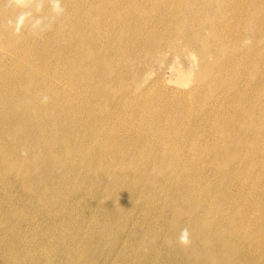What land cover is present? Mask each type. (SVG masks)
Segmentation results:
<instances>
[{"label": "rangeland", "instance_id": "rangeland-1", "mask_svg": "<svg viewBox=\"0 0 264 264\" xmlns=\"http://www.w3.org/2000/svg\"><path fill=\"white\" fill-rule=\"evenodd\" d=\"M0 10V264H264V0Z\"/></svg>", "mask_w": 264, "mask_h": 264}, {"label": "bare ground", "instance_id": "bare-ground-1", "mask_svg": "<svg viewBox=\"0 0 264 264\" xmlns=\"http://www.w3.org/2000/svg\"><path fill=\"white\" fill-rule=\"evenodd\" d=\"M12 2H13V1H12ZM18 4H19V3H18ZM57 4H58V3H57ZM11 5H12V4H11ZM5 6H6V5H5ZM56 6H57V5H56ZM11 7H12V6H11ZM11 10H14V9H11ZM0 11H1V10H0ZM2 12H3V11H2ZM14 12H15V11H14ZM3 13L5 14V12H3ZM76 13H77V12H76ZM261 13H262V12H261ZM263 13H264V11H263ZM0 14H1V13H0ZM263 15H264V14H263ZM7 16H8V15H7ZM61 16H63V15H61ZM1 17H2V16H1ZM4 17H5V16H4ZM4 17H3V18H4ZM8 17H9V16H8ZM8 17H7V18H8ZM263 18H264V17H263ZM5 19H6V17H5ZM5 19H4V21H5ZM206 19H207V18H206ZM206 19H205V20H206ZM208 19H209V18H208ZM210 20H211V23L208 22V23H206V24H209V23L212 24L213 21H212V19H210ZM85 21H86V20H85ZM11 22H12V21H10V23H11ZM204 22H206V21H204ZM10 23H9V25H10ZM82 23H83V22H82ZM84 24H85V23H84ZM16 26H17V25H16ZM211 26H212V25H211ZM9 27H10V26H9ZM89 27H91V26H89ZM207 27H208V26H207ZM209 27H210V26H209ZM258 27H259V26H258ZM262 27H263V26H262ZM16 28H17V27H16ZM9 29H10V28H8V30H9ZM209 29H210V28H209ZM210 30H211V29H210ZM259 30H260V29H259ZM262 30H263V29H262ZM78 31H79V30H78ZM208 32H209V31H208ZM208 32L206 31V33H208ZM256 32H257V31H256ZM259 32H260V31H259ZM91 33H92V32H91ZM95 33H96V32H95ZM210 33H212V32H210ZM213 34H214V33H213ZM254 34H255V33H254ZM256 34H257V33H256ZM260 34H261V33H260ZM263 34H264V33H263ZM207 35H208V34H207ZM210 35H211V34H210ZM233 35H234V34H233ZM87 36H88V35H87ZM211 36H212V35H211ZM234 36H235V35H234ZM260 36H261V35H260ZM0 37H1V36H0ZM204 37H205V36H204ZM205 38H206V37H205ZM207 38H208V37H207ZM212 38H213V36H212ZM212 38H211V39H212ZM214 38H215V37H214ZM214 38H213V39H214ZM250 38H251V36H250ZM250 38H249V39H250ZM263 38H264V37H263ZM40 40H42V39H40ZM82 40H83V39H82ZM110 40H111V39H110ZM175 40H176V38H175ZM214 40H215V39H214ZM252 40H253V37H252ZM260 40H261V38H260ZM80 41H81V39H80ZM134 41H135V40H134ZM202 41H203V40H202ZM206 41H208V40L206 39ZM253 41H254V40H253ZM258 41H259V40H257L256 42H258ZM110 42H111V41H110ZM176 42H177V41H176ZM181 42H182V41H181ZM200 42H201V40H200ZM247 42H248V41H246L245 43H247ZM250 42H251V41H250ZM256 42H253V43H256ZM58 43H59V42H58ZM177 43H178V42H177ZM177 43H176V44H177ZM201 43H202V42H201ZM237 43H238V42H237ZM251 43H252V42H251ZM133 44H134V43H133ZM173 44H174V43H173ZM181 44H182V43H180V45H181ZM186 44H187V43H186ZM248 44H249V42H248ZM248 44H247V45H248ZM80 45H82V44H80ZM114 45H115V44H114ZM178 45H179V44H178ZM187 45H188V44H187ZM199 45H200V44H199ZM201 45H202V44H201ZM116 46H117V45H115V47H116ZM181 46H182V45H181ZM185 46H186V45H185ZM239 46H241V45H239ZM103 47H104V45H103ZM176 47H177V46H176ZM176 47H175V48H176ZM183 47H184V46H183ZM183 47H182V48H183ZM202 47H203V46H202ZM218 47H219V46H218ZM220 47H221V46H220ZM220 47H219V48H220ZM41 48H42V47H41ZM87 48H88V47H87ZM112 48H113V47H112ZM175 48H174V49H175ZM167 49H168V48H167ZM185 49H186V48H185ZM200 49H201V48H200ZM205 49H206V48H205ZM40 50H41V49H40ZM113 50H115V49H113ZM116 50H117V49H116ZM179 50H180V49H179ZM208 50H209V48H208ZM219 50H220V49H218V51H219ZM233 50H234V49H233ZM8 51H9V50H8ZM106 51H107V50H106ZM169 51H170V50H169ZM177 51H178V50H177ZM198 51H199V49H198ZM206 51H207V50H206ZM216 51H217V50H216ZM2 52H3V51H2ZM86 52H87V50H86ZM88 52H89V50H88ZM115 52H116V51H115ZM117 52H118V51H117ZM174 52L176 53V51H174ZM178 52H179V51H178ZM219 52H220V51H219ZM219 52H218V53H219ZM0 53H1V52H0ZM154 53H155V52H154ZM157 53H158V52H157ZM183 53H186V52H183ZM2 54H3V53H2ZM4 54H6V53H4ZM87 54H88V53H87ZM97 54H99V53H97ZM97 54H96V55H97ZM100 54H101V53H100ZM100 54H99V55H100ZM141 54H142V53H141ZM146 54H147V53H146ZM172 54H173V53H172ZM178 54H180V53H178ZM178 54H177V55H178ZM186 54H187V53H186ZM186 54H182V56H183V55L185 56ZM202 54H203V52H202ZM209 54H210V53H209ZM215 54H216V53H215ZM6 55H8V54H6ZM11 55H12V54H11ZM88 55H89V54H88ZM96 55H95V57H96ZM101 55H102V54H101ZM147 55H148V54H147ZM152 55H153V54H152ZM152 55H151V56H152ZM207 55H208V53H207ZM217 55H218V54H217ZM85 56H86V55H85ZM121 56H122V55H121ZM121 56H120V58H121ZM180 56H181V54H180ZM197 56H198V55H197ZM212 56H213V55H212ZM29 57H30V54H29ZM122 57H123V56H122ZM138 57H139V56H138ZM138 57H137V58H138ZM140 57H141V56H140ZM143 57H144V56H143ZM149 57H150V56H149ZM153 57H154V56H153ZM201 57H202V56H201ZM201 57H200V58H201ZM13 58H14V57H13ZM20 58H21V57H20ZM151 58H152V57H151ZM196 58H197V57H196ZM207 58H208V57H207ZM217 58H218V57H217ZM217 58H216V59H217ZM14 59H15V58H14ZM90 59H92V58H90ZM121 59H122V58H121ZM201 59H203V58H201ZM201 59H200V62H201ZM205 59H206V58H205ZM208 59H209V58H208ZM213 59H215V58L213 57ZM30 60H31V59H30ZM88 60H89V59H88ZM195 60H197V59H195ZM86 61H87V60H86ZM121 61H123V60H121ZM141 61H142V59H141ZM143 61H144V59H143ZM207 61H208V60H207ZM216 61H217V60H216ZM197 62H198V60H197ZM202 62H203V61H202ZM210 62H211V61H210ZM210 62H209V63H210ZM10 63H11V62H10ZM12 63H13V62H12ZM27 63H29V61H28ZM126 63H127V62H126ZM130 63H131V62H130ZM144 63H145V62H144ZM146 63H147V62H146ZM148 63H150V62H148ZM198 63H199V62H198ZM204 63H205V62H204ZM211 63H212V62H211ZM31 64H32V63H31ZM194 64H195V63H194ZM202 64H203V63H202ZM25 65H26V64H25ZM105 65H107V64H105ZM144 65H145V64H144ZM200 65H201V63H200ZM207 65H208V63H207ZM210 65H211V64H210ZM11 66H12V64H11ZM107 66H108V65H107ZM140 66H141V65H140ZM150 66H151V63H150V65H149V67H150ZM208 66H209V65H208ZM212 66H213V65H212ZM225 66H226V65H225ZM25 67H26V66H25ZM109 67H110V66H109ZM135 67H137V66H135ZM141 67H142V66H141ZM146 67H147V65H146ZM149 67H147V68H149ZM194 67H195V66H194ZM201 67H202V66H201ZM10 68H11V67H10ZM151 68H152V66H151ZM204 68H205V67H204ZM8 69H9V68H8ZM24 69H25V68H24ZM33 69H34V68H33ZM98 69H99V68H98ZM27 70H28V68H27ZM29 70H30V69H29ZM196 70H197V69H196ZM205 70H207V69H205ZM208 70H209V67H208ZM208 70H207V72H208ZM21 71H22V70H21ZM30 71H31V70H30ZM36 71H37V70H36ZM94 71H95V70H94ZM142 71H143V69H142ZM149 71H150V70H149ZM193 71H194V70H193ZM193 71L191 72V74L193 73ZM198 71H199V70H198ZM198 71H197V73H198ZM201 71H202V73H203V69H202ZM201 71H200V72H201ZM23 72H24V71H23ZM111 72H112V71H111ZM111 72H110V73H111ZM151 72H152V70H151ZM204 72H205V71H204ZM21 73H22V72H21ZM25 73H26V72H25ZM25 73L23 74L24 76H25ZM116 73L118 74V72H116ZM195 73H196V71H195ZM202 73H201V74H202ZM19 74H20V72H19ZM114 74H115V72H114ZM135 74H136V72H135ZM12 75H13V74H12ZM43 75H44V74H43ZM118 75H119V74H118ZM123 75H124V74H123ZM136 75H137V74H136ZM150 75H151V74H150ZM198 75H200V74H197V77L199 78ZM18 76H19V75H18ZM18 76H17V77H18ZM44 76H45V75H44ZM112 76H113V75H112ZM195 76H196V74H195ZM195 76H194V78H195ZM201 76H202V75H201ZM13 77H14V76H13ZM17 77H16V78H17ZM107 77H108V76H107ZM109 77H110V76H109ZM117 77L119 78V76H117ZM133 77H134V76H132V78H133ZM202 77H203V76H202ZM204 77H205V75H204ZM204 77H203V78H204ZM110 78H111V77H110ZM114 78H115V77H114ZM118 78H117V81H118ZM132 78L130 77V80H131ZM192 78H193V77H192ZM198 78H197V79H198ZM119 79H120V78H119ZM197 79H196V80H197ZM200 79H201V77H200ZM200 79H199V80H200ZM3 80H4V77H3ZM26 80H28V79H26ZM42 80H43V78H42ZM110 81H111V80H110ZM110 81H109V82H110ZM1 82H2V81H1ZM27 82H28V81H27ZM56 82H57V81H56ZM99 82H100V81H99ZM101 82H102V81H101ZM119 82H120V81H119ZM121 82H122V81H121ZM121 82H120V83H121ZM154 82H155V81H154ZM42 83H43V82H42ZM57 83H58V82H57ZM2 84H4V81H3ZM28 84H30V83H28ZM33 84H34V83H33ZM38 84H39V83H38ZM102 84H103V83H102ZM117 84H118V83H117ZM122 84H123V83H122ZM209 84H210V83H209ZM25 85H27L26 82H25ZM129 85H131V84H129ZM0 86H1V84H0ZM36 86H37V85H36ZM108 86H109V85H108ZM188 86H189V85H188ZM188 86H187V87H188ZM103 87H104V85H103ZM105 87H106V86H105ZM122 87H124V86H122ZM133 87H134V86H133ZM0 88H1V87H0ZM28 88H31V85H30V87H28ZM28 88H27V89H28ZM161 88H162V87H161ZM25 89H26V88H25ZM104 89H105V88H104ZM118 89H119V87H118ZM126 89H127V88H126ZM126 89H125V90H126ZM138 89H139V88H138ZM164 89H165V88H164ZM23 90H24V89H23ZM68 90H69V89H68ZM68 90H67V91H68ZM79 90H80V88H79ZM109 90H110V88H109ZM113 90H114V89H113ZM113 90H112V91H113ZM122 90L124 91V89H122ZM192 90H193V89H192ZM23 92H24V91H23ZM109 92H110V91H109ZM115 92H116V91H115ZM165 92H166V91H165ZM71 93H72V91H71ZM100 93H102V92H100ZM107 93H108V91H107ZM119 93H120V92H119ZM119 93H118V94H119ZM23 94H24V93H23ZM164 94H165V93H164ZM66 96H67V95H66ZM68 96H69V95H68ZM100 96H101V95H100ZM105 96H107V95H105ZM103 97H104V96H103ZM110 97H111V94H110V96L108 97V99H109ZM112 97H113V96H112ZM1 98H2V97H1ZM65 98H66V97H65ZM105 98H106V97H105ZM10 99H11V98H10ZM67 99H68V98H67ZM5 101H6V100H5ZM10 101H11V100H10ZM67 101H68V100H67ZM2 102H3V101H2ZM14 102H15V101H14ZM9 103H10V102H9ZM15 103H16V102H15ZM65 103H66V102H65ZM205 103H206V102H205ZM16 104H18V103H16ZM25 105H26V104H25ZM34 105H35V104H34ZM36 105H37V104H36ZM14 106H15V105H14ZM20 106H21V104H20ZM101 106H102V105H101ZM23 107H24V106H23ZM7 108H9V107H7ZM7 108H6V109H7ZM15 108H16V107H15ZM19 108H20V107H19ZM24 108H27V107H24ZM55 108H56V107H55ZM27 109H28V108H27ZM31 109H32V108H31ZM31 109H30V113H31ZM33 109H34V108H33ZM7 110H8V109H7ZM12 110H14V109L12 108ZM3 111H4V110H3ZM16 111H18V110H16ZM24 111H25V110H24ZM26 111H29V110H26ZM26 111H25V112H26ZM6 112H7V111H6ZM8 112H9V111H8ZM91 112H92V111H91ZM91 112H90V113H91ZM0 113H1V112H0ZM16 113H17V112H16ZM49 113H50V112H49ZM53 113H54V112H53ZM5 114H6V113H5ZM8 114H9V113H8ZM10 114H11V113H10ZM22 114H24V113H22ZM19 115H20V114H19ZM27 115H28V112H27ZM90 115H91V114H90ZM9 119H10V118H8V120H9ZM13 119H14V118H13ZM49 119H51V118H49ZM20 120H21V119H20ZM20 120H19V122H20ZM14 121H15V119H14ZM36 122H37V120H36ZM64 122H65V121H64ZM50 123H51V122H50ZM31 124H32V123H31ZM16 125H18V123H16ZM32 125H33V124H32ZM66 125H67V124H66ZM19 126H20V125H19ZM33 127H34V126H33ZM48 128H49V127H48ZM48 128H47V129H48ZM2 129H3V128H2ZM29 129H30V128H29ZM31 129H32V128H31ZM47 129H46V130H47ZM19 130H20V129H19ZM44 130H45V129H44ZM1 131H3V130H1ZM20 131H21V130H20ZM22 131H23V130H22ZM22 134H23V133H22ZM27 134H28V133H27ZM42 134H43V133H42ZM0 135H1V134H0ZM3 135H4V134H3ZM17 135H18V133H17ZM34 135H35V134H34ZM25 136H26V135H24V137H25ZM40 136H42V135H40ZM22 137H23V136H22ZM43 137H44V136H43ZM45 137H46V136H45ZM25 138H26V137H25ZM50 138H51V137H50ZM2 139H3V138H2ZM22 139H23V138H22ZM22 139H21V140H22ZM31 139H32V138H31ZM48 139H49V138H48ZM56 139H57V138H56ZM74 139H75V138H74ZM16 140H17V139H16ZM23 140H24V139H23ZM45 140H46V139H45ZM54 140H55V139H54ZM38 141H39V140H38ZM49 141H50V140H49ZM51 141H53V140H51ZM7 143H9V142H7ZM22 143H23V142H22ZM43 143H46V141L43 142ZM47 143H48V142H47ZM58 143H59V142H58ZM61 143H62V142H61ZM63 143H64V142H63ZM38 144H39V143H37V145H38ZM49 144H50V143H49ZM45 145H46V144H45ZM45 145H44V147H45ZM54 145H55V143H54ZM63 145H64V144H63ZM0 146H1V145H0ZM2 146H3V145H2ZM19 146H20V145H19ZM22 146H24V145L22 144ZM59 146H60V145H59ZM64 147H65V146H64ZM13 148H14V147H13ZM20 148H21V147H19V149H20ZM31 148H32V147H30V149H31ZM39 148H40V147H39ZM54 148H55V147H54ZM65 148H66V147H65ZM65 148H64V149H65ZM24 149H25V148H24ZM33 149H34V148H33ZM62 149H63V147H62ZM3 150H4V149H3ZM15 150H16V149H15ZM20 150H22V149H20ZM46 150H47V149H46ZM26 151H27V150H26ZM26 151H25V152H26ZM47 151H48V150H47ZM51 151H53V150H51ZM64 151H65V150H64ZM27 152H28V151H27ZM65 152H66V151H65ZM63 153H64V152H63ZM39 154H40V153H39ZM33 155H34V154H33ZM40 155H41V154H40ZM0 156H2V155H0ZM8 156H9V155H8ZM37 156H38V155H37ZM3 157H4V155H3ZM5 157H6V156H5ZM51 157H52V155H51ZM40 158H41V157H39V159H40ZM6 159H7V158H6ZM19 159H20V158H19ZM32 159H33V157H32ZM2 160H3V158H2ZM2 162H3V164H4V161H2ZM35 162H36V161H35ZM38 162H39V161H38ZM53 162H54V161H53ZM56 162H57V160H56ZM56 162H55V163H56ZM25 164H28V163H26V161H25ZM40 164H41V163H40ZM42 164H43V163H42ZM45 164H46V163H45ZM47 164H48V163H47ZM52 164H53V163H52ZM9 165H10V164H9ZM54 165H55V164H54ZM25 166H26V165H25ZM39 166H40V165H39ZM41 166H43V165H41ZM16 167H17V165H16ZM43 167H44V166H43ZM58 167H59V166H58ZM6 168H7V167H6ZM21 168H23V167H21ZM29 168H30V166H29ZM37 168H39V167L37 166ZM52 168H53V167H52ZM45 169H46V168H45ZM50 169H51V168H50ZM106 169H107V168H106ZM110 169H111V168H110ZM110 169H109V170H110ZM4 170H5V169H4ZM17 170H18V169H17ZM14 171H15V170H14ZM44 171H45V170H44ZM46 171H47V170H46ZM54 171H55V170H54ZM57 171H58V170H57ZM18 172H19V171H18ZM51 173H52V171H51ZM108 173H109V172H108ZM110 173L112 174V169H111V172H110ZM16 174H17V173H16ZM23 174H24V173L22 172V176H23ZM29 174H31V173H29ZM18 175H19V174H18ZM39 176H40V175H39ZM39 176H38V177H39ZM109 176H110V175H109ZM144 176H145V175H144ZM144 176H142L143 179H144ZM17 177H18V176H17ZM21 178H22V177H21ZM23 178H24V177H23ZM27 178H28V177H27ZM36 178H37V177H36ZM40 178H41V177H40ZM40 178H39V179H40ZM28 180H29V179H28ZM38 181H39V180H38ZM27 182H28V181H27ZM27 182H26V184H27ZM35 182H36V181H35ZM39 182H41V181H39ZM21 183H22V182H21ZM30 183H31V182H30ZM113 183H114V182H113ZM36 184H37V182H36ZM38 184H39V183H38ZM22 185H23V184H22ZM29 186H30V185H29ZM38 186H39V185H38ZM31 187H32V185H31ZM24 189H25V188H24ZM108 189H109V188H108ZM26 190H27V189H26ZM108 191L110 192V190H108ZM24 192H25V190H24ZM26 192H28V190H27ZM29 195H30V194H29ZM108 195H109V194H108ZM41 204H42V203H41ZM42 205H43V204H42ZM49 205H50V204H49ZM41 207H43V206H40V208H41ZM42 210H43V209H42ZM23 216H24V215H23ZM23 216H22V218H23ZM24 218H25V217H24ZM24 218H23V219H24ZM26 219H27V218H26ZM2 221H3V220H2ZM4 221H5V220H4ZM25 222H26V220H25ZM174 235H175V234H174ZM74 238H75V237H74ZM192 239H193V238H192ZM107 242H108V241H107ZM62 243H63V242H62ZM62 243H61V245H62ZM64 243H65V242H64ZM64 246H65V245H64ZM62 247H63V246H62ZM74 247H75V246H74ZM87 247H88V246H87ZM85 248H86V247H85ZM85 250H86V249H85ZM76 253H77V252H76ZM67 258H68V257H67ZM196 258H197V257H196ZM9 259H10V258H9ZM70 259H71V258H70ZM211 259H212V258H210V260H211ZM80 260H82V259H80ZM75 262H76V261H75ZM80 262H81V261H80ZM69 263H70V262H69ZM72 263H73V262H72ZM87 263H88V262H86V264H87ZM46 264H47V261H46ZM67 264H68V263H67ZM80 264H82V263H80ZM91 264H92V263H91ZM93 264H94V263H93Z\"/></svg>", "mask_w": 264, "mask_h": 264}, {"label": "clouds", "instance_id": "clouds-1", "mask_svg": "<svg viewBox=\"0 0 264 264\" xmlns=\"http://www.w3.org/2000/svg\"><path fill=\"white\" fill-rule=\"evenodd\" d=\"M178 243L181 245H187L189 243V232L187 228H184L180 231L178 236Z\"/></svg>", "mask_w": 264, "mask_h": 264}]
</instances>
